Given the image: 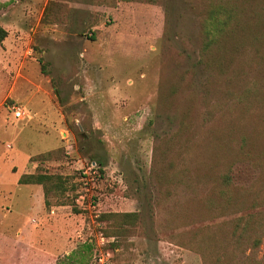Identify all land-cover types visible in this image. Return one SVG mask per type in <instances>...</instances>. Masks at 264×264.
Here are the masks:
<instances>
[{
    "label": "rangeland",
    "instance_id": "obj_1",
    "mask_svg": "<svg viewBox=\"0 0 264 264\" xmlns=\"http://www.w3.org/2000/svg\"><path fill=\"white\" fill-rule=\"evenodd\" d=\"M213 3L229 25L205 52ZM0 27V264L90 242L89 264H205V228L264 217V0H0ZM39 171L75 189L35 216L17 180ZM109 212L139 215L116 250Z\"/></svg>",
    "mask_w": 264,
    "mask_h": 264
},
{
    "label": "trees",
    "instance_id": "obj_2",
    "mask_svg": "<svg viewBox=\"0 0 264 264\" xmlns=\"http://www.w3.org/2000/svg\"><path fill=\"white\" fill-rule=\"evenodd\" d=\"M208 18L204 23L205 44L204 51L208 52L226 35V29L229 25L226 18L227 6L224 3H213L209 9ZM8 37V31L0 27V44ZM95 40V38H92ZM44 73H47L46 65L43 67ZM50 157V153L39 156V159L46 160ZM101 167L103 164L100 163ZM101 167L99 173L103 174ZM222 181L219 182L230 187L231 177L228 173L222 175ZM20 184L24 185H40L43 187L46 206L52 205V199L56 197L60 205H64L66 195L71 191L74 185L62 174L39 171L36 174H28L21 176ZM222 189H220L221 192ZM224 191V190H223ZM223 193V192H221ZM64 200V201H63ZM139 215L136 212L125 213H103L99 221L105 224V232L107 236L117 237L112 245L113 249H118L120 242L118 238L130 236L134 234L138 224ZM225 230L222 237L221 232ZM264 217L244 216L229 221L225 225L218 227H207L201 244V251L205 257V264H264V257L259 258L258 251L264 239ZM94 250V243H85L77 250L67 256L63 264H89ZM37 251L41 256L43 252L36 249H30L26 252L27 256H31L32 252ZM53 259V256H49Z\"/></svg>",
    "mask_w": 264,
    "mask_h": 264
},
{
    "label": "crops",
    "instance_id": "obj_3",
    "mask_svg": "<svg viewBox=\"0 0 264 264\" xmlns=\"http://www.w3.org/2000/svg\"><path fill=\"white\" fill-rule=\"evenodd\" d=\"M25 119V118H24ZM18 120H21V119H18ZM23 120V119H22ZM19 180L20 179H18L17 180V185L18 186H20V185H24V184H20L19 183ZM32 186L33 185H30V188L28 189V191L27 192H29V190H31L32 189ZM37 193H38V195L37 196H35V195H30V194H28L27 192H26V194H23V195H25V197H26V201H31V206H33V207H31V213L33 214V215H37V216H39V214L41 213V214H43V211L41 210L42 209V207L40 206V205H37L38 203H40L41 202V204L42 203H44V205L46 206V204H45V195H44V192H43V188H42V186H40V185H37ZM19 191H21V190H19ZM15 204H17V199H16V201H15ZM3 206L0 204V218H5L8 214L7 213H10V212H12V211H9V210H7L6 212H4L3 211V208H2ZM30 213V212H29ZM29 213L27 214V215H29ZM20 215H18V216H20V217H22V216H26V215H24V214H21V213H19ZM46 230V229H45ZM21 231V230H20ZM42 231V230H41ZM43 232H44V230H43ZM37 234L39 233V232H36ZM30 247V249H36V250H38V251H41V252H43V254H45V255H40L39 253H37V251H35V252H32L33 253V255H32V253H31V256H30V258H34V256L36 257V258H38V259H40V258H42V259H45L46 260V258H47V260H52V258H50L49 256H52L53 255V253L48 249V247L47 246H43V245H39V244H37V245H30L29 246ZM37 255V256H36ZM27 257H29V256H27ZM7 260V257L6 258H1V262L3 263V264H8V262L6 261ZM53 260H55V257L53 256ZM20 264H24L23 262H21Z\"/></svg>",
    "mask_w": 264,
    "mask_h": 264
},
{
    "label": "built area",
    "instance_id": "obj_4",
    "mask_svg": "<svg viewBox=\"0 0 264 264\" xmlns=\"http://www.w3.org/2000/svg\"><path fill=\"white\" fill-rule=\"evenodd\" d=\"M13 113H14L16 119H24L25 118V112L22 110V108L14 107ZM98 169H99V167L97 166L96 162H92L89 171H93L95 174H97ZM89 171L85 170L82 172L83 178H86L87 177L86 175H90ZM82 198H83L82 195L79 196V198L77 199V202L80 203V199H82ZM96 260L99 261V263H104V261H105L104 254L100 252L97 255Z\"/></svg>",
    "mask_w": 264,
    "mask_h": 264
}]
</instances>
